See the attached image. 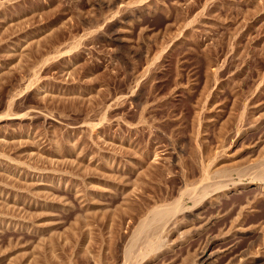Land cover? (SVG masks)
<instances>
[{
  "label": "rangeland",
  "instance_id": "rangeland-1",
  "mask_svg": "<svg viewBox=\"0 0 264 264\" xmlns=\"http://www.w3.org/2000/svg\"><path fill=\"white\" fill-rule=\"evenodd\" d=\"M262 157L264 0H0V264H264Z\"/></svg>",
  "mask_w": 264,
  "mask_h": 264
},
{
  "label": "bare ground",
  "instance_id": "bare-ground-1",
  "mask_svg": "<svg viewBox=\"0 0 264 264\" xmlns=\"http://www.w3.org/2000/svg\"><path fill=\"white\" fill-rule=\"evenodd\" d=\"M253 174L255 175V176L253 175V177H256L258 179H263L264 178V158L260 161V163L257 162V165L253 167ZM218 184H219V182H218ZM219 185L218 186H214V188H216L215 190H217L220 187ZM206 187L207 186H204L203 189L206 188ZM211 187H213V186H211ZM201 188H202V186H201ZM96 189H97V187H96ZM215 190L213 192H215ZM195 193L196 192H194V190H192V191H187L186 194H188V196L190 195L192 197L200 198V196L198 194L195 195ZM202 193L204 194L205 191H203ZM177 204L178 203H173V204H170V205L166 204V205H161V206H155V207L151 208L146 213L144 218H142L140 221H138V224L136 225V227L134 228L133 232L131 233L130 244L125 249V252H124V255H123L125 257L124 260L125 259L126 260H130V259L133 258L134 248L137 245V243L144 242V245H146V248H148V249H153V248L157 247L156 245L161 240L160 236H161L162 232L167 227H169L171 225V223L173 225L174 217L180 211V209L178 210V205ZM136 249H138V248H136ZM136 249H135V251H137ZM138 252L139 251H137V253ZM204 256H205V253L202 252L201 253V258H203Z\"/></svg>",
  "mask_w": 264,
  "mask_h": 264
}]
</instances>
